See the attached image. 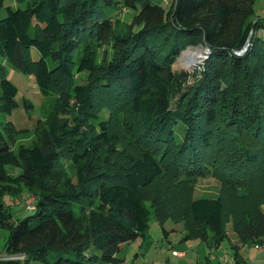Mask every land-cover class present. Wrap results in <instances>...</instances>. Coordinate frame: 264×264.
Wrapping results in <instances>:
<instances>
[{
    "label": "trees",
    "instance_id": "trees-1",
    "mask_svg": "<svg viewBox=\"0 0 264 264\" xmlns=\"http://www.w3.org/2000/svg\"><path fill=\"white\" fill-rule=\"evenodd\" d=\"M14 1L0 17V111L32 105L5 64L52 101L31 129L7 120L0 131V264H114L122 243L148 234L150 208L163 234L170 219L182 240L216 246L230 224L239 244L264 247V19L254 0ZM248 38L243 54L230 51ZM198 43L208 48L198 70H173ZM200 179L218 183L215 197L193 196ZM23 187L32 213L13 222L2 197Z\"/></svg>",
    "mask_w": 264,
    "mask_h": 264
},
{
    "label": "rangeland",
    "instance_id": "rangeland-1",
    "mask_svg": "<svg viewBox=\"0 0 264 264\" xmlns=\"http://www.w3.org/2000/svg\"><path fill=\"white\" fill-rule=\"evenodd\" d=\"M26 1V0H25ZM15 6L14 0H4L0 7V17L5 15V5ZM116 7H121L116 3ZM253 17L264 19V0H254L252 4ZM131 9L124 7L118 12L120 19L129 20ZM132 13V11H131ZM258 34H263L261 29H258ZM246 45L238 49H231L230 51L235 55H241L245 52L249 43V38L245 42ZM201 45V46H200ZM198 46V47H197ZM201 49L202 54L198 60L189 65L182 62L178 58L182 56V50L196 52ZM180 51L172 62L171 68L175 71L183 70L193 72L198 70L202 61L207 57L208 48L202 43L187 45ZM31 54L35 57L37 52L31 48ZM7 77L17 86L18 91L27 97L32 103L29 107L22 105L12 108L9 112L0 111V131H4V122L10 120L17 127H25L31 129L35 120L45 117L52 101V94H43L35 85L33 76L22 72L16 68L5 64ZM81 74H84L82 72ZM75 82H82V79L77 78ZM107 114L106 108H101L99 117H105ZM32 132L26 131L24 134H19L13 147L18 143L23 145L28 144ZM6 171L11 175H16L21 172V167L5 166ZM63 178L69 182L74 180V171L70 163L66 160L63 166ZM201 181V182H200ZM199 182V184H198ZM195 184L193 196L197 197H215L218 193V183L211 179H200ZM212 184V185H208ZM26 187L21 189L17 196L5 194L2 197V202L10 214V220L16 221L23 216L32 213L27 208L30 203L29 193ZM260 209L264 214V204L260 205ZM162 227L167 230L165 236H162L161 230L154 221L152 210L150 208L149 229L143 239L138 236L134 241L122 243L116 252L117 261L114 264H264V247L261 250L255 251L254 244L245 243L239 244L236 236L230 228V224L226 225L228 238H222L217 247L209 245L208 242L199 241L197 239L182 240L184 234L182 223L172 222L170 219L165 220ZM8 230L5 227H0V257L4 256V244ZM210 236V234H209ZM235 245L238 247L239 259H236ZM261 251V252H259ZM173 252H182L184 257L175 255ZM235 260V261H232Z\"/></svg>",
    "mask_w": 264,
    "mask_h": 264
},
{
    "label": "bare ground",
    "instance_id": "bare-ground-1",
    "mask_svg": "<svg viewBox=\"0 0 264 264\" xmlns=\"http://www.w3.org/2000/svg\"><path fill=\"white\" fill-rule=\"evenodd\" d=\"M201 51L202 50L200 48L196 52H191V51L185 52V50H184V51H182L183 52L182 56L179 57L178 59L181 60L182 62L188 63L191 66L198 60L197 58H199L201 56V54H202Z\"/></svg>",
    "mask_w": 264,
    "mask_h": 264
},
{
    "label": "built area",
    "instance_id": "built-area-1",
    "mask_svg": "<svg viewBox=\"0 0 264 264\" xmlns=\"http://www.w3.org/2000/svg\"><path fill=\"white\" fill-rule=\"evenodd\" d=\"M245 45H246V43H244L242 46H245ZM242 46H241V47H242ZM29 199H30V203L27 205V208H28V209H32V208H33V204H32V202H31L32 197H29ZM255 247H256L258 250L263 249V246H262V245H259V244L255 245ZM173 253H174L175 255H180V253H178V252H173ZM22 257H23L22 254H18V255L7 256V257H5V258H6V259H18V260H21ZM233 264H234V263H233Z\"/></svg>",
    "mask_w": 264,
    "mask_h": 264
},
{
    "label": "crops",
    "instance_id": "crops-1",
    "mask_svg": "<svg viewBox=\"0 0 264 264\" xmlns=\"http://www.w3.org/2000/svg\"><path fill=\"white\" fill-rule=\"evenodd\" d=\"M162 233V232H161ZM162 236L164 237L165 236V234H163L162 233ZM134 241V240H133ZM214 247H217V246H214ZM254 249H255V251H257L258 249L255 247V245H254ZM259 252H261V251H259ZM178 253H180V255H178V256H182L183 255V253L182 252H178ZM185 256V254L182 256V257H184ZM236 259H239V256H238V252H237V256H236ZM232 261H234V260H232Z\"/></svg>",
    "mask_w": 264,
    "mask_h": 264
}]
</instances>
